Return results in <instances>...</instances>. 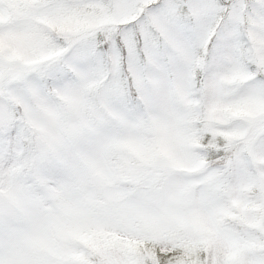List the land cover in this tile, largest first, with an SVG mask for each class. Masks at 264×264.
Returning a JSON list of instances; mask_svg holds the SVG:
<instances>
[{"label":"snow or ice","instance_id":"snow-or-ice-1","mask_svg":"<svg viewBox=\"0 0 264 264\" xmlns=\"http://www.w3.org/2000/svg\"><path fill=\"white\" fill-rule=\"evenodd\" d=\"M0 264H264V0H0Z\"/></svg>","mask_w":264,"mask_h":264}]
</instances>
